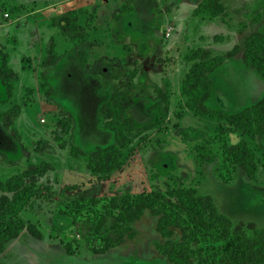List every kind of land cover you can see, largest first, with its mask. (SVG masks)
I'll return each instance as SVG.
<instances>
[{
	"label": "rangeland",
	"instance_id": "374dc122",
	"mask_svg": "<svg viewBox=\"0 0 264 264\" xmlns=\"http://www.w3.org/2000/svg\"><path fill=\"white\" fill-rule=\"evenodd\" d=\"M202 1L114 0L101 9L98 29L83 32L86 43L78 46L68 21L76 12L88 29L93 13L83 9L89 1L0 0V53L12 55L19 77L10 100L0 85V99L6 101L0 104V182L32 170V164L37 173L51 166L26 178L29 184L35 179L41 193L20 214L43 238L25 230L0 255V264H173L161 253L167 239L150 211L120 228L115 216H107L96 230L92 211L103 212L104 203L113 198L122 203L129 195L157 193L176 202L174 192L196 189L212 197L235 225L264 227V138L253 140L226 120L194 114L182 94L192 65L185 57L204 48L226 58L211 76L214 91L207 110L236 113L262 99L264 80L244 62L247 38L264 35V0H222L226 11L218 18L194 15ZM257 17L260 22H253ZM236 46L240 52L229 57ZM49 49L59 61L43 67ZM42 73L47 87L41 86ZM132 83L135 100L128 114L137 130L155 121L149 107L159 87L170 99L168 116L151 129L128 132L131 143L122 150L119 169L93 175L72 149L90 152L112 141L100 108ZM16 106L21 114L6 126L7 112ZM242 138L257 154L255 180L230 155ZM202 148L214 154L213 163L202 161ZM92 199L102 202L93 210L77 203L88 205ZM175 233L179 242L181 233ZM119 239H124L121 245L110 247ZM198 262L194 258L190 264Z\"/></svg>",
	"mask_w": 264,
	"mask_h": 264
},
{
	"label": "trees",
	"instance_id": "16d2710c",
	"mask_svg": "<svg viewBox=\"0 0 264 264\" xmlns=\"http://www.w3.org/2000/svg\"><path fill=\"white\" fill-rule=\"evenodd\" d=\"M225 11L222 0H203L194 10V15L218 18L224 15ZM72 14L75 17L69 20L68 24L73 26V30L69 32L77 33L73 39L78 46L84 45L86 34L79 26V14L77 15L76 12ZM253 22H260V17L254 18ZM245 47V65L256 68L264 80V35L253 33L247 38ZM240 49L236 46L228 52V56H235ZM48 53L41 64L43 67L56 65L59 61L54 50L49 49ZM185 60L192 63L185 75L182 88V94L186 97L185 106L189 111L203 117L226 120L243 135L253 140L264 138V95L256 104L236 113L227 114L222 110L209 111L205 108V103L213 96L214 82L211 76L226 63V58L214 56L210 51L199 48L191 50ZM18 78L17 72L9 66V54L0 53V84L4 89L6 100L13 97L14 83ZM40 78L41 86L47 87L49 83L46 75L42 73ZM134 89L135 85L129 84L127 92L114 94L100 108V112L105 116L104 128L112 135L110 143L93 146L90 152H84L76 147L72 149L73 157L86 163L93 175L108 176L119 169L122 150L131 143L128 132L151 129L168 116L170 99L167 92L159 87L158 94L152 98L153 104L149 107V112L156 118L155 121L137 130L134 119L128 114L135 100L132 95ZM1 103H6L5 99H0ZM158 112L160 117H157ZM20 114L21 109L17 106L8 111L6 126L14 125L15 119ZM200 154L205 163L211 164L215 161L214 154L208 149L202 148ZM230 155L233 156L234 164L245 171L250 180L256 179L259 169L257 154L244 138ZM262 160L264 165V151ZM44 167L40 173H37L36 166L32 164V170L14 176L6 182H0V191L3 193L0 196V255L25 230L38 239L43 238L36 226L24 224L20 214L29 202L41 193L36 189V180L33 179L29 184L26 178L36 173L43 175L46 168L51 166ZM173 196L176 202L168 201L157 193L129 195L123 198L122 203L117 198H113L102 205L103 212L93 210L102 203L101 200L92 199L88 201V205L83 202L77 203H81V207L85 209L88 207L93 210L92 213H95L97 219L95 223L97 231H100L106 223L107 216H115V227L120 228L122 225L141 220L145 212L150 211L158 218L157 230L160 235L167 239L164 246H159L161 253L167 255L173 264H190L194 258H198L199 264H264V227H258L254 223L245 225L242 222L235 225L229 217L218 210L212 197L200 196L196 189L178 190ZM176 230L181 233L179 242L173 240ZM123 241L124 239L113 241L110 247L119 246Z\"/></svg>",
	"mask_w": 264,
	"mask_h": 264
},
{
	"label": "crops",
	"instance_id": "0c3cea01",
	"mask_svg": "<svg viewBox=\"0 0 264 264\" xmlns=\"http://www.w3.org/2000/svg\"><path fill=\"white\" fill-rule=\"evenodd\" d=\"M86 1H89L90 3L92 4H87V5H90V6H87V8H82L85 12L86 11H89V12H92L93 13V16H91V20L86 23L85 27H88V29H85V28H82V32H91L92 30H95V29H98L96 26V23H97V18H99L101 16L100 12H101V9H105V8H108L109 6L111 5H114L113 4V1L114 0H86ZM104 1V2H102ZM122 1H132V0H122ZM94 2V3H93ZM104 4V5H102ZM116 7V6H115ZM97 11V13H96ZM108 11V10H107ZM96 13V14H95ZM103 13V12H102ZM93 25H95L96 27H94ZM79 26H81V23L79 22ZM82 27V26H81ZM84 27V26H83ZM9 54V66L14 69L12 67V60H13V57L12 55L7 52ZM15 71V70H14ZM1 85V84H0ZM2 87V86H1ZM20 125V124H19Z\"/></svg>",
	"mask_w": 264,
	"mask_h": 264
}]
</instances>
